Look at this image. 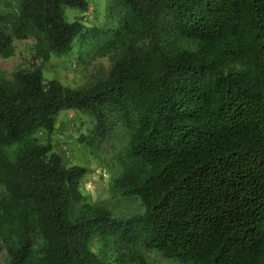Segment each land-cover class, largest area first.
<instances>
[{
	"label": "trees",
	"instance_id": "obj_1",
	"mask_svg": "<svg viewBox=\"0 0 264 264\" xmlns=\"http://www.w3.org/2000/svg\"><path fill=\"white\" fill-rule=\"evenodd\" d=\"M0 57L32 39L40 66L0 77V247L4 264H104L94 241L118 236L192 264H264V0H10ZM112 53L103 79L44 82L42 65ZM91 116V143L115 129L112 193L142 212L122 220L81 191L87 168L66 164L53 133L61 112ZM43 136V137H42ZM124 263L126 259H118Z\"/></svg>",
	"mask_w": 264,
	"mask_h": 264
},
{
	"label": "rangeland",
	"instance_id": "obj_2",
	"mask_svg": "<svg viewBox=\"0 0 264 264\" xmlns=\"http://www.w3.org/2000/svg\"><path fill=\"white\" fill-rule=\"evenodd\" d=\"M89 9L80 13L74 8H66L65 15L69 21L80 17L85 25H97L107 16V0H88ZM13 10L10 0H0V12ZM15 51L9 58L0 57V77L10 80L18 70L28 71L40 66L41 60L35 56L32 39L14 41ZM77 45L62 57H51L42 65L44 82L56 78L62 84L70 87H83L103 79L109 72L113 55L103 56L91 52L84 59L80 58ZM93 126L91 116L77 111L61 112L55 122L53 142L55 150L68 165H79L87 168L88 174L81 181V191L89 202L100 203L112 215L122 220L134 217L142 212L140 202L133 197H119L112 193L113 177L117 172L115 155L120 154L126 145V136L118 128L105 140L91 143L89 131ZM43 137V136H42ZM64 148L68 154L64 153ZM104 264H136L125 253L118 236L112 237L106 243L94 241L91 244ZM148 264H182L163 258L155 250L138 249ZM118 259H126L120 263ZM5 262V252L0 247V264ZM192 264V263H183Z\"/></svg>",
	"mask_w": 264,
	"mask_h": 264
},
{
	"label": "built area",
	"instance_id": "obj_3",
	"mask_svg": "<svg viewBox=\"0 0 264 264\" xmlns=\"http://www.w3.org/2000/svg\"><path fill=\"white\" fill-rule=\"evenodd\" d=\"M64 153H66V155L68 154V151H67V149H65V148H64Z\"/></svg>",
	"mask_w": 264,
	"mask_h": 264
}]
</instances>
